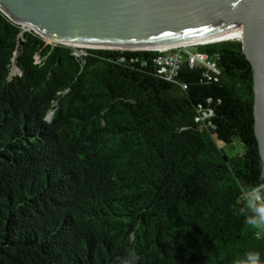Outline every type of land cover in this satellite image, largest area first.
<instances>
[{
    "label": "trees",
    "instance_id": "1",
    "mask_svg": "<svg viewBox=\"0 0 264 264\" xmlns=\"http://www.w3.org/2000/svg\"><path fill=\"white\" fill-rule=\"evenodd\" d=\"M199 49L221 73L185 64L168 81L157 50L78 55L0 10V264L264 259L237 211L264 189L252 64L239 40Z\"/></svg>",
    "mask_w": 264,
    "mask_h": 264
},
{
    "label": "water",
    "instance_id": "2",
    "mask_svg": "<svg viewBox=\"0 0 264 264\" xmlns=\"http://www.w3.org/2000/svg\"><path fill=\"white\" fill-rule=\"evenodd\" d=\"M0 10L47 42L105 47L96 49L157 50L151 47L243 30L237 40L253 68L264 161V0H0ZM15 67L21 71L17 59Z\"/></svg>",
    "mask_w": 264,
    "mask_h": 264
},
{
    "label": "built area",
    "instance_id": "3",
    "mask_svg": "<svg viewBox=\"0 0 264 264\" xmlns=\"http://www.w3.org/2000/svg\"><path fill=\"white\" fill-rule=\"evenodd\" d=\"M205 44H192L187 46L157 49V51L161 53L156 60L158 73L164 79L173 81L178 76L182 67L185 64H188L191 68L204 69L206 75H219L221 71L218 67L217 61L208 53L199 49L200 45ZM212 114L213 110L211 109H200L197 121L203 124L206 120L210 119Z\"/></svg>",
    "mask_w": 264,
    "mask_h": 264
},
{
    "label": "clouds",
    "instance_id": "4",
    "mask_svg": "<svg viewBox=\"0 0 264 264\" xmlns=\"http://www.w3.org/2000/svg\"><path fill=\"white\" fill-rule=\"evenodd\" d=\"M260 180L264 181V168L261 169ZM237 211L245 217L248 225L254 227L264 225V189L249 190L244 197L243 205ZM235 264H264V259L261 253L248 251L244 259L235 261Z\"/></svg>",
    "mask_w": 264,
    "mask_h": 264
},
{
    "label": "bare ground",
    "instance_id": "5",
    "mask_svg": "<svg viewBox=\"0 0 264 264\" xmlns=\"http://www.w3.org/2000/svg\"><path fill=\"white\" fill-rule=\"evenodd\" d=\"M242 33L243 30L238 31V32H232V31H227V32H218L215 33L213 35L204 37V38H199L196 40H190V41H186V42H181V43H173V44H168V45H158V46H152L151 48L154 49H164V48H170V47H179V46H187V45H192V44H205V43H211V42H216V41H223V40H230V39H240L242 37ZM48 41L53 42L52 39L48 38ZM77 46L81 47H95V48H105L104 46H100V45H91V44H77ZM137 47H132V49H135ZM15 69L17 70V67H15ZM55 115V111H52L49 116L48 119L51 120L53 119Z\"/></svg>",
    "mask_w": 264,
    "mask_h": 264
},
{
    "label": "rangeland",
    "instance_id": "6",
    "mask_svg": "<svg viewBox=\"0 0 264 264\" xmlns=\"http://www.w3.org/2000/svg\"><path fill=\"white\" fill-rule=\"evenodd\" d=\"M237 40V39H235ZM48 43H55V42H48ZM74 46L78 51L76 53L82 55L83 54V51H85L86 49H96V48H91V47H79V46H75V45H72ZM83 50V51H82ZM36 61L37 62H40L41 61V57L40 56H37L36 58ZM21 71L19 69H13V76L15 75H18L20 74ZM245 149H244V145L242 144V142H240L239 140H236L233 144H230V145H227L226 146V152L227 154L230 156V157H234V156H237V155H242L244 153ZM260 230L261 233H264V225H260V226H257Z\"/></svg>",
    "mask_w": 264,
    "mask_h": 264
}]
</instances>
